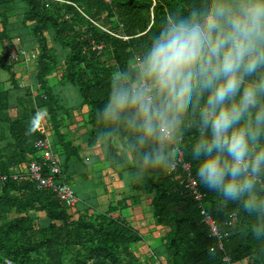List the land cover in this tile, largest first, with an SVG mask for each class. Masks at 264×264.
<instances>
[{
    "label": "trees",
    "instance_id": "obj_1",
    "mask_svg": "<svg viewBox=\"0 0 264 264\" xmlns=\"http://www.w3.org/2000/svg\"><path fill=\"white\" fill-rule=\"evenodd\" d=\"M60 1L0 0V45L5 48L4 55L0 52V71L8 72L13 84V89L0 92V264L7 260L15 264H224L223 254L211 252L215 240L202 223L197 201L185 189L183 176L172 171L181 150L196 178L198 162L189 150L193 132L182 137L169 166L147 173L144 191L153 196L157 224L168 229L155 253L165 259L163 263H144L135 254L133 246L143 238L134 227L115 219L114 210L96 216L86 212L76 219L52 191L14 178L26 175L29 164L40 160L35 144L46 137L41 129L43 115L62 142L60 117L88 109L92 135L101 137L106 125L97 117L110 71L142 48L177 4V0ZM13 17H18L16 25L10 23ZM23 37V44H33L38 55L32 61L33 84L21 88L13 70L25 60L10 62L9 58L12 52L27 49L13 45ZM58 69H62L60 80L49 84ZM67 85L78 90L79 107H70L65 99L62 89ZM13 109L18 110L15 119L9 116ZM126 139L121 131L101 139L106 141L107 161L113 169L124 165L116 141L126 150ZM199 189L204 195L202 205L214 220L231 224L225 255L237 264H264V241L251 235L253 218L237 204L223 203L215 193L200 185ZM41 213L44 219L38 216Z\"/></svg>",
    "mask_w": 264,
    "mask_h": 264
},
{
    "label": "clouds",
    "instance_id": "obj_2",
    "mask_svg": "<svg viewBox=\"0 0 264 264\" xmlns=\"http://www.w3.org/2000/svg\"><path fill=\"white\" fill-rule=\"evenodd\" d=\"M101 139L123 132L144 174L169 166L186 133L196 180L253 218L264 241V0H177L109 74Z\"/></svg>",
    "mask_w": 264,
    "mask_h": 264
},
{
    "label": "crops",
    "instance_id": "obj_3",
    "mask_svg": "<svg viewBox=\"0 0 264 264\" xmlns=\"http://www.w3.org/2000/svg\"><path fill=\"white\" fill-rule=\"evenodd\" d=\"M18 21V17L10 19L11 25H16ZM24 40L25 37L21 41L15 39L13 45L17 49L22 48ZM24 46L27 49H23L29 54L36 52L33 50V44ZM4 49V46L0 45L2 55H4ZM8 56L9 54H7V59ZM35 70V63L32 61L30 63L21 62L14 66L13 71L21 88L33 84L32 77ZM4 72L7 73V78L0 79V92L13 89L10 75ZM61 76L62 69L54 71L49 77V84L57 83ZM62 91L70 107H79L82 104L79 92L74 86L67 85ZM37 94L36 92L35 96ZM76 96H78L77 105H72V98L76 99ZM87 112L88 109L82 108L74 111L73 116L60 117L63 121L60 129L62 142L52 131L48 116H41V129L52 141L54 150L59 155L65 170L66 180L78 199L75 209L70 210L71 214L78 219L86 212L90 216H96L114 210L112 216L115 219H120L134 227L143 238L142 242L133 246L135 254L144 263L165 261L163 257L164 260L156 258L155 253L163 246L162 240L168 229L157 224L152 209L153 196L144 191L149 180L148 174H144L142 180H132L131 176L139 171V165L136 160L129 159L120 140L116 141V146L119 150L118 156L124 165L116 169L111 167L107 161L106 141L92 135L89 126L90 117L87 116ZM9 116L15 119L18 116V110H11ZM38 216L44 219L46 215L41 213ZM159 242H162L161 245Z\"/></svg>",
    "mask_w": 264,
    "mask_h": 264
},
{
    "label": "built area",
    "instance_id": "obj_4",
    "mask_svg": "<svg viewBox=\"0 0 264 264\" xmlns=\"http://www.w3.org/2000/svg\"><path fill=\"white\" fill-rule=\"evenodd\" d=\"M37 55V52H32L29 54V52L23 49L18 53L12 52L9 60L10 62H16L19 61L21 57H23L25 62L29 63L30 61L36 60ZM35 148L38 151L40 160L32 161L29 164L26 175H15L14 178L19 180H29L30 182L34 183L39 190L48 189L52 191L62 206H65L69 209H75L78 203L77 196L71 185L66 180V174L62 162L59 155L54 150L52 141L46 135L44 139L36 142ZM177 153V158L172 165V171L175 175L183 176L182 178L184 179L185 189L198 203L202 216V223L209 229L211 237L215 240V244L211 248V252L213 254H223L224 264H237L233 262L232 258L225 255L226 242L229 238V228L231 224L217 223L214 218L205 210L202 205L204 201V195L200 192L199 184L194 183L196 178H194L192 174V167L184 160V154L181 150H178ZM45 168H47V170H45ZM1 181L5 182L6 177H3ZM4 264L15 263L7 260Z\"/></svg>",
    "mask_w": 264,
    "mask_h": 264
},
{
    "label": "rangeland",
    "instance_id": "obj_5",
    "mask_svg": "<svg viewBox=\"0 0 264 264\" xmlns=\"http://www.w3.org/2000/svg\"><path fill=\"white\" fill-rule=\"evenodd\" d=\"M3 78L4 79L7 78V73H5L4 71L1 70L0 71V79H3ZM54 84H56V83L55 82H51V85H54ZM78 95H79V93H78ZM77 99H78V96H76V99L75 98H72V105H77ZM72 107H76V106H72ZM87 116H88V112H87ZM161 243L162 242H159L160 245H161ZM161 263H163V262L161 261Z\"/></svg>",
    "mask_w": 264,
    "mask_h": 264
}]
</instances>
